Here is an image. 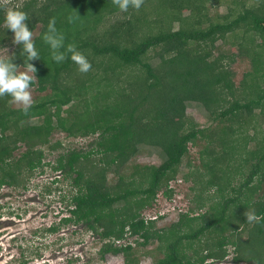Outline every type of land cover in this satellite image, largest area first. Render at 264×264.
<instances>
[{
    "label": "trees",
    "instance_id": "trees-1",
    "mask_svg": "<svg viewBox=\"0 0 264 264\" xmlns=\"http://www.w3.org/2000/svg\"><path fill=\"white\" fill-rule=\"evenodd\" d=\"M10 6L29 13L41 54L33 61L32 88L45 93L33 98L28 114L10 96L0 97V187L25 189L45 166L59 171L76 189L59 224H83L98 234L101 257L121 253L125 264H140L131 243L116 242L130 236L138 246L156 242L151 264H218L228 243L238 253L234 261L264 264V219L250 224L245 217L253 211L264 217V0H144L127 12L113 0H0V22ZM51 17L66 43L88 56V73L70 58L51 59L42 41ZM12 35L0 29V45L11 47L22 65ZM243 57L250 69L235 83L229 65ZM191 100L217 123L199 127L185 113ZM55 131L91 139L63 149L61 140L52 142ZM200 139L205 146L194 165L189 145ZM20 145L25 149L16 156ZM143 146L158 147L162 161L133 162ZM44 147L58 150L52 164L43 160ZM180 173L194 182L193 196L176 221L158 227L142 211L160 193L171 200L169 182Z\"/></svg>",
    "mask_w": 264,
    "mask_h": 264
},
{
    "label": "rangeland",
    "instance_id": "rangeland-1",
    "mask_svg": "<svg viewBox=\"0 0 264 264\" xmlns=\"http://www.w3.org/2000/svg\"><path fill=\"white\" fill-rule=\"evenodd\" d=\"M223 5L220 11L223 10ZM220 42L216 43L219 47ZM9 50L11 47H8ZM220 50H228V47H219ZM217 55L219 50L214 49ZM229 59L224 58V62ZM229 67L233 74L235 83H239L243 73L250 69L248 58H236L231 61ZM38 92L32 88L33 98ZM15 106H21L15 101ZM185 113L198 123L199 127L214 125L217 121H211L208 118V111L198 101H186ZM264 130V123L262 128ZM249 134L253 135L254 130L250 129ZM52 142L61 140L64 147L84 146L91 138H68L63 132L55 131L51 136ZM205 146V140L200 139L199 144L189 145V159L194 165H200L199 149ZM255 147V140H250L247 144L248 149ZM25 148L15 151L16 156ZM61 149V151H63ZM44 162L49 161L51 164L55 160L58 150H50L44 147ZM163 154L158 147L143 146L140 152L134 158L135 163L139 164H159L162 161ZM185 162L181 165L184 169ZM248 170H246L247 173ZM57 177L60 181L52 183V179ZM112 174L109 173V178ZM175 189L174 197L165 201L161 193L154 201L153 207L146 208L142 211L144 217H156V226H168L171 222L176 221L179 212L186 210L193 195L189 192L190 187L194 184L192 180L186 181L182 174H178L175 180L169 182ZM45 186L50 191L45 192ZM71 190V191H70ZM76 189L71 188L67 180L62 179L59 171H54L50 166H45L43 171L40 169L34 171L27 187L11 188L3 185L0 187V264H19L25 260V264H125L124 256L121 253H106L102 257L99 254L102 241L99 240L98 234L87 229L83 224L60 225L59 230L50 233L44 228L51 223H56L62 216H68L66 209L67 198L69 199ZM71 192V193H70ZM65 195L66 201H61ZM60 212V213H59ZM57 213H59L57 215ZM161 214V217H158ZM154 216V217H153ZM251 224V223H250ZM241 230L242 225L239 226ZM238 231L234 233L237 234ZM125 238L117 244L131 243L135 250L140 264H151L157 253L153 250L156 242H151L145 246H138L134 243V237ZM242 238L247 237V232H243ZM106 241V240H105ZM195 246H198L195 244ZM227 256L218 264H256L249 260L236 262L233 260L238 255L235 246L232 243L226 245ZM69 260H72L69 263Z\"/></svg>",
    "mask_w": 264,
    "mask_h": 264
},
{
    "label": "clouds",
    "instance_id": "clouds-1",
    "mask_svg": "<svg viewBox=\"0 0 264 264\" xmlns=\"http://www.w3.org/2000/svg\"><path fill=\"white\" fill-rule=\"evenodd\" d=\"M143 2L144 0H113L121 12H127L129 8L139 10ZM28 20L29 13L21 6H10L4 9L2 22H0V29H8L13 34L11 43L19 46V55L23 59L22 65L16 63V53L10 52L7 46L0 45V97L10 96L22 106L21 110L25 114H28L34 105L32 87L38 79L37 68L33 61L41 59L40 50L37 48L33 31L28 26ZM68 21L73 22V17L69 16ZM42 41L48 46L54 62L62 63L70 58L77 65L80 73H88L92 69L88 56L74 42L66 43L65 34L58 29L55 17L48 20L46 30L42 34ZM62 211H67V208ZM64 217L66 216H62L58 222L51 223L46 228L52 225L57 226ZM245 217L249 223H259L264 219L254 211L247 213Z\"/></svg>",
    "mask_w": 264,
    "mask_h": 264
},
{
    "label": "flooded vegetation",
    "instance_id": "flooded-vegetation-1",
    "mask_svg": "<svg viewBox=\"0 0 264 264\" xmlns=\"http://www.w3.org/2000/svg\"><path fill=\"white\" fill-rule=\"evenodd\" d=\"M58 230H59V229H58ZM58 230H56V231H58ZM56 231H55V232H56ZM51 233H52V232H51ZM25 260H26V259H25ZM25 260H22L19 264H25V262H26ZM69 262H72V260H69Z\"/></svg>",
    "mask_w": 264,
    "mask_h": 264
},
{
    "label": "built area",
    "instance_id": "built-area-1",
    "mask_svg": "<svg viewBox=\"0 0 264 264\" xmlns=\"http://www.w3.org/2000/svg\"><path fill=\"white\" fill-rule=\"evenodd\" d=\"M170 187L174 188V186L172 184H170ZM165 201H168V200H165ZM154 217V216H153ZM148 218V217H147ZM151 218V217H150ZM155 218V217H154Z\"/></svg>",
    "mask_w": 264,
    "mask_h": 264
}]
</instances>
